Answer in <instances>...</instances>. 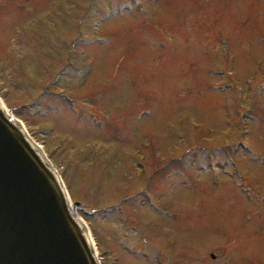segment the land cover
I'll list each match as a JSON object with an SVG mask.
<instances>
[{
	"label": "rangeland",
	"instance_id": "374dc122",
	"mask_svg": "<svg viewBox=\"0 0 264 264\" xmlns=\"http://www.w3.org/2000/svg\"><path fill=\"white\" fill-rule=\"evenodd\" d=\"M0 99L102 264H264V0H0Z\"/></svg>",
	"mask_w": 264,
	"mask_h": 264
},
{
	"label": "water",
	"instance_id": "95a60500",
	"mask_svg": "<svg viewBox=\"0 0 264 264\" xmlns=\"http://www.w3.org/2000/svg\"><path fill=\"white\" fill-rule=\"evenodd\" d=\"M78 206L0 101V264H99Z\"/></svg>",
	"mask_w": 264,
	"mask_h": 264
},
{
	"label": "bare ground",
	"instance_id": "6f19581e",
	"mask_svg": "<svg viewBox=\"0 0 264 264\" xmlns=\"http://www.w3.org/2000/svg\"><path fill=\"white\" fill-rule=\"evenodd\" d=\"M4 105V104H3ZM5 110L7 111V113L10 115V112L6 109V107H5Z\"/></svg>",
	"mask_w": 264,
	"mask_h": 264
}]
</instances>
